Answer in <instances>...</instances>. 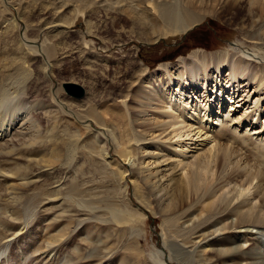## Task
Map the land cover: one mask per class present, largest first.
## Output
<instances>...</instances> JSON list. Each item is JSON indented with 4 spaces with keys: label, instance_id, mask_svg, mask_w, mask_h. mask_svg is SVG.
Returning a JSON list of instances; mask_svg holds the SVG:
<instances>
[{
    "label": "rangeland",
    "instance_id": "rangeland-1",
    "mask_svg": "<svg viewBox=\"0 0 264 264\" xmlns=\"http://www.w3.org/2000/svg\"><path fill=\"white\" fill-rule=\"evenodd\" d=\"M142 3L0 0V91L6 93L2 101L6 108L0 109V114L11 121L15 111L25 107L29 118L21 128L24 138L19 127L14 128L16 120L9 122L6 140H18L23 150L2 160L0 171L21 168L30 172L29 178L3 180L0 176V264H264V225L236 228V216L224 212L199 228L193 227L200 214L201 220L205 219L201 211L208 200L185 206L178 218L170 221L162 212L164 204L155 206L145 197L142 182L132 173L144 146L153 156L169 154L166 163L170 166L187 162L191 154L207 153L208 140L219 132L224 134L220 143L238 150L237 159L249 157L254 159L253 165L260 162L264 168V131L254 134L264 122V80L258 87L259 76L252 82L241 78L238 84L244 88L235 97L244 98L245 91L249 94L245 101L228 117L229 109L223 107L221 115L226 117L219 120L212 136L203 126V136L186 141L184 137L166 141L168 132L160 134L163 128L149 127L158 112L146 108L143 97H132L133 101L127 97L136 90H131L132 84L143 93L153 87L159 92L179 91L181 85L170 83L161 68H175L178 59L197 50L227 52L237 58L238 47L244 44L245 51L258 56L247 63V70L255 69L264 77V39L256 43L240 35L235 25L242 14L228 11L221 0L214 6L213 16L205 17L187 34L154 40L162 27L149 20L153 6ZM256 7L259 10V5ZM142 22L148 26L144 28ZM262 24L264 28V18ZM143 67L159 80L143 77ZM228 73L225 66L219 77ZM209 74L217 73L210 68ZM65 82L81 86L85 96L80 100L67 96L61 88ZM256 98L254 117L251 112ZM246 108L251 109L249 113ZM4 110L9 111L7 116ZM88 111L97 113L99 124L85 116ZM19 115L23 116V111ZM235 118L237 122H233ZM245 118L251 121L249 128ZM142 126L148 127L146 132L153 130L148 136L152 139L143 140ZM97 134L107 142L106 155L98 152ZM120 147L132 156L121 157ZM26 148H32L33 153H27ZM88 150L94 155L93 166ZM152 162L148 159L137 165L141 177L155 173L157 167ZM103 169L113 178L102 181L98 173ZM172 173L175 178L183 176L180 167ZM255 183L244 199L257 206L251 189ZM239 187L244 188L236 179L226 188L234 193ZM88 194H100V198ZM214 231L219 233L216 237L202 240ZM232 248L248 252L234 258L221 255Z\"/></svg>",
    "mask_w": 264,
    "mask_h": 264
},
{
    "label": "bare ground",
    "instance_id": "bare-ground-1",
    "mask_svg": "<svg viewBox=\"0 0 264 264\" xmlns=\"http://www.w3.org/2000/svg\"><path fill=\"white\" fill-rule=\"evenodd\" d=\"M220 1L221 0H143L142 4L148 2L149 5L153 6V13L150 12L152 18L149 20L152 22V25H160L162 27L161 31L156 32L155 36L152 37L154 40H158L164 37H176L187 34L195 25L203 21L205 17L213 16L215 12L214 6L217 7V5L220 4ZM223 4L228 11L239 12L242 14L235 25V29L240 35L255 41L256 43L264 39V28L262 26L264 18V2H262V0H223ZM256 5H259V10L256 9ZM258 11L261 12V14L257 17L259 13ZM257 19H259V21H257ZM141 26L146 28L148 23L142 22ZM240 44H237L236 46H240ZM243 46L244 44L241 45L242 48L238 47V49L240 48V56L237 57L239 60L237 58H232L227 52L209 54L205 51H192L187 58L178 59L175 68H171L167 65L161 68L163 73L169 76L168 79L170 83H177L178 85H181L182 88L184 87V89L179 88V91H171L168 89L166 92H159L157 90L158 87H153L147 93H143L138 90L137 84H132L131 90H136L130 92L127 97H129L130 101H133L131 100L132 97H143L146 102L145 107L148 109H155L158 112L159 117L154 118L152 121L153 124L149 127L150 129H154V127L163 128L160 134L168 132L167 138L165 139L168 142H171L175 138L180 140L184 137L186 141V139L196 135L203 136V134L200 135L203 126L211 133L208 134L212 136L214 129L220 123L219 120H223V117H226V115L228 117L231 110L235 111L236 106H239L240 103L245 101V98L249 95L243 91L244 98H239V96H237V98L235 97L237 91L244 88V85L238 84V81L241 78L246 77L247 81L250 80V82H252L255 81L254 79L257 76H259L260 81L257 83L259 87L264 80L263 75L261 76L258 74L255 69L247 70V63L255 62L258 59V56L256 53L245 51L244 49L246 46L245 48ZM30 49L32 52L35 51L33 50L34 48ZM225 66L229 67V73L221 78L219 77V72ZM210 68H212L217 74H209ZM141 73L143 77L150 75L152 79L154 78V73L151 74L145 67L141 69ZM244 74L245 76H243ZM154 79L159 80V76H156ZM147 84H149V82H147ZM235 84L236 86L234 87ZM5 97V91L1 90L0 109L6 108L3 106L4 104H2ZM234 99H238V101L235 103ZM258 100L259 98H256L253 103V111L251 113L254 114V117L257 114L255 108L258 104ZM186 101L187 104H185ZM223 107L229 109L225 116L221 115V113H223ZM21 110L23 111V116L19 115V112H22ZM250 110L249 108H246L245 112L249 113ZM8 112L5 111L4 113H6V115L3 114L7 116ZM245 112L244 114H246ZM214 113L215 116H213ZM96 114L88 111L85 116L90 117L93 122L99 124L100 122L97 119ZM218 115H221V117L216 118ZM12 116L14 115L12 114ZM27 116L28 112L25 107L18 108V110L15 111V116L12 119L13 121H10L9 118L6 120V117L0 114V162L23 150V148H20L21 145L16 143L18 140H10L9 142L6 138L9 135V122H12L13 124L15 120L16 123L14 128L19 127L20 135L24 138L21 128L22 125L27 122L25 120ZM235 121L237 122L236 118L233 122ZM250 122L249 119H244L247 128H249ZM142 127L145 132L142 137L143 140L152 139L151 137H148L151 130L146 132L148 127ZM250 130L252 131V129ZM263 131L264 122L263 124L260 123L259 128L254 129V134H259ZM151 132L153 135V130ZM109 134L111 139L115 141L116 139L113 133L109 132ZM16 137L18 136L16 135ZM207 137L208 136H205L204 140L207 141ZM221 137H224L223 132H219L215 137L208 140L209 147L205 150L207 153L191 154L188 158L186 155L185 158L188 159L187 162L181 163L177 161L170 166L166 163L170 160L169 154L161 153V155L153 156V152H151L147 146L143 147L141 153L142 156L138 158L137 165H141L143 161L148 159H153L152 164L157 167L155 173L141 177L140 174H142V172L137 170V165L132 173L137 175L138 179L142 182L143 194L145 197L147 196L151 198V201L155 206H159L161 203L164 204L162 212L164 215L168 216L170 221L178 218L179 212H181L185 206L195 204L198 201L208 200L205 204V208L201 211V213H204L205 219L201 220L200 216L203 214H200V221L197 226L193 227L199 228L211 219V217L215 216V214H221L224 212L226 215L236 216L234 222L236 228L248 229L250 227L256 228L264 225V168L262 167V169L260 167L262 166L260 162L258 165H256L257 163H254L256 166L253 165L252 162L254 159L252 158L246 157V159L242 161L239 158L237 159L239 153L238 150L228 148L227 143H220ZM35 138H33V142L36 141L34 140ZM96 138L99 140L98 152L101 156L106 155L107 142L103 141L98 134ZM179 143L180 142H178V144ZM31 149L32 148H26L25 150H27V153H33ZM91 153L93 152H90V150L86 151L91 162L90 165L93 166L95 165V161L93 159L94 155L91 156ZM119 153L123 158L132 156L130 151L122 147H120ZM178 154L179 156L181 155V153ZM179 167L181 171H183V176L175 178L172 172ZM95 171L98 172L96 169ZM27 172L30 173L28 170ZM27 172L18 168L15 172L0 171V176L3 180L18 177L26 178L29 175ZM98 174L102 181H109V179L113 178V174L107 173L105 169ZM236 179H240V184L244 187L243 190H240L239 187V191L235 190L236 192L234 193L231 190L227 191L229 184L234 180L236 181ZM254 180L256 183L251 187L253 190L252 199L258 201L257 206L249 204L247 199H244L247 195L244 193L249 191ZM30 184H33V181H30ZM220 190L222 192L217 195L216 193ZM229 194H232V196L228 197ZM89 196L92 195L88 194V197ZM99 196L100 194H97L91 198L98 199ZM218 234L217 231H214L202 236V240H205L210 236L216 237ZM241 249L232 248L221 255L226 256L225 258H234L236 255L240 254V252H243ZM246 252L248 251H244L243 253L246 254ZM218 258H221L220 255ZM78 264H81V262ZM202 264H205V262Z\"/></svg>",
    "mask_w": 264,
    "mask_h": 264
},
{
    "label": "water",
    "instance_id": "water-1",
    "mask_svg": "<svg viewBox=\"0 0 264 264\" xmlns=\"http://www.w3.org/2000/svg\"><path fill=\"white\" fill-rule=\"evenodd\" d=\"M61 88L63 92L75 100H80L85 96V90L76 84L65 82L62 83Z\"/></svg>",
    "mask_w": 264,
    "mask_h": 264
}]
</instances>
